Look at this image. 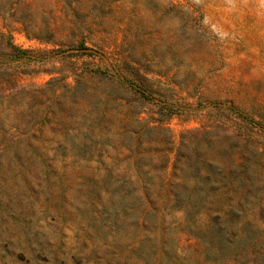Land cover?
I'll return each mask as SVG.
<instances>
[{
	"label": "rangeland",
	"instance_id": "1",
	"mask_svg": "<svg viewBox=\"0 0 264 264\" xmlns=\"http://www.w3.org/2000/svg\"><path fill=\"white\" fill-rule=\"evenodd\" d=\"M0 264H264V0H0Z\"/></svg>",
	"mask_w": 264,
	"mask_h": 264
},
{
	"label": "trees",
	"instance_id": "2",
	"mask_svg": "<svg viewBox=\"0 0 264 264\" xmlns=\"http://www.w3.org/2000/svg\"><path fill=\"white\" fill-rule=\"evenodd\" d=\"M36 249H38V247Z\"/></svg>",
	"mask_w": 264,
	"mask_h": 264
}]
</instances>
